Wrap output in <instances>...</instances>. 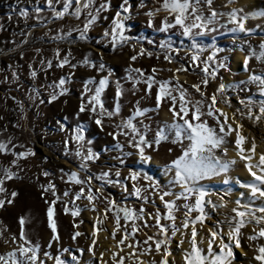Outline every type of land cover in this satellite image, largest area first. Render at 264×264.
Segmentation results:
<instances>
[{"label": "snow or ice", "instance_id": "snow-or-ice-1", "mask_svg": "<svg viewBox=\"0 0 264 264\" xmlns=\"http://www.w3.org/2000/svg\"><path fill=\"white\" fill-rule=\"evenodd\" d=\"M39 3L40 0H37V4L33 8V18L37 23H41L40 14L45 9L51 13L48 17L50 21L64 20L66 17L81 21L83 16L81 23L69 27L67 31L60 29L58 34L50 37L52 41L67 40L75 32V41L87 42L88 33L96 25L100 14L107 12L111 7L110 0H100L99 4L96 3V0H44V8H41ZM234 3L235 0H226L221 7L224 8ZM214 4L215 0H162L157 7L146 12L149 17L147 21L149 27L153 26V18L158 13L164 12L166 15L161 20L157 31L168 32L170 29L177 28L180 34L191 43L184 50L174 48L169 42H161L160 48L164 51V61L168 64H177L178 66L175 69L153 67L147 75L140 68H132L131 65L125 69L128 74L127 78L133 81L134 88L138 83L146 85V95H150L151 90L156 86L154 110L159 111L163 102L168 105L167 111L171 114V120L165 121L162 126H159L152 138H149L150 129L148 125L140 121L139 126H137L133 122L137 117H141L149 111L147 108L136 107L130 116L121 119L119 123L109 125L113 129L108 133L114 141L111 149L118 152V155L113 159L117 160L118 164L124 165L126 158L135 157L134 162L141 166L139 170H129L127 175L121 176V172L117 168L114 176L119 179L112 178L111 168L107 171L102 170L98 174H91L87 162H95L98 156L92 152L91 148H88L86 152L81 151L83 147L81 142L84 141L86 124L83 122L77 123L71 131V140L79 145L75 149V156L80 163L77 170L64 173V175L71 183L80 185L79 190L71 194L73 201L86 198L89 205H92V210L95 211L96 207L93 201L101 198L104 186L115 185L119 186L122 193H124L122 200L126 201L129 196H135L137 200L150 203L156 209L155 212L148 213L142 204L134 212L131 206H124L108 196H103L107 207L102 211L105 213L111 212L114 217L112 238L115 239L117 231L122 232L121 238L115 244L117 251L111 253L112 264H124L126 258L129 261L135 258V264H144V261L140 260V256L152 253L160 255L161 258L158 264H173L169 261V257L172 255L170 246L172 239L177 236H179V242L176 247L181 251L183 264H233L234 249L241 248L242 239L255 242L254 246L250 245L254 253L252 260L256 261L257 264H264V243L260 242L264 239V152L260 153L256 162H253L257 145L253 139L251 147L246 148L244 146L246 137L241 134L243 125L240 123L244 119L254 121L264 119V68L259 71L250 68L251 60L264 65V39H261L258 45L253 46L249 42L253 30L246 27V22L249 20L264 22V11L256 13L245 12L243 8H231L225 13L214 7ZM141 6H143V0H141ZM129 12V0H121L119 10L115 11L111 19L110 27L105 28L102 32V39L106 41L104 47H108L109 44L113 50L125 45L131 47L135 52L129 58L131 61H136L139 56L152 57L154 55L152 51H148L143 46L137 50L130 43L131 37L126 35L127 21L130 19ZM20 15L27 18L28 11L21 8ZM225 16L226 22L221 23V18ZM169 17H171V20H169ZM228 25L232 27L228 28ZM262 26H264V23L257 25V27ZM221 28H226L228 32L233 34L230 48H219L214 36L211 43L207 45L202 44L198 39L211 36ZM239 34H242V36ZM237 40H239V43H237ZM96 43L99 45L101 41L97 40ZM151 43L149 41V44ZM182 50L186 52L185 57H179V52ZM235 50L245 53L242 61V68L246 74L245 79L225 83L223 77H221L220 83L214 90L206 94L209 84L217 79L221 69L230 71L228 57L220 58L218 53ZM206 51L208 55L203 56ZM70 56L71 52L69 51L60 59V49L57 48L54 51V57L57 59L56 67L63 68L66 65L73 69L78 66L87 67L95 69L98 73L107 70L108 74L111 75L110 69L106 68L103 61L102 53L96 62L90 61L89 57L85 56L78 64H71ZM156 58H160L158 53ZM47 66L52 67L51 60L47 61ZM160 71H168L171 75L167 79H157L156 74ZM132 73H136L137 76L133 78ZM178 73L197 75L199 82L185 87L187 80L181 82ZM31 75L35 77L36 72L32 71ZM13 76L15 77V73H13ZM69 79L70 77L62 76L57 83L49 85L51 88L59 89L58 92L54 91L50 95L49 102L57 99L59 95L65 94L66 90L63 85ZM108 82V76H100L98 81L95 77L84 80V92L76 112L77 119H79L81 113L87 112L88 119L101 130L104 127L103 122L105 119L112 120L113 117L120 114L118 100L122 95V91L119 83L116 86L117 103L111 111L105 108L101 100V93ZM89 85H93L94 88H90ZM190 89L193 91H190ZM193 92L199 98H196ZM230 93L236 94L235 108L231 103ZM241 93L245 95L242 97ZM218 104L232 109L231 116ZM209 120L213 122L211 125ZM60 130H64L63 124L60 125ZM233 133L235 135L234 141L229 139ZM121 137L123 140L120 139ZM68 143V139H65L66 154ZM87 143L91 144V141H87ZM162 143H170L178 148V155L163 165V173L168 177V183L164 188H161L160 183L153 179L151 175L143 171V166L150 165L152 162L153 157L150 153L158 152ZM230 144H234L233 151L236 157L244 162L243 167L250 177L247 181L236 179L239 187L246 189L247 192L240 193L239 197L233 201L235 207L230 210L232 215H225L223 220L217 219L211 225H206V220L210 217L205 208L210 206L212 211L215 212L217 209L225 208L227 202L223 196H220L219 203H214L210 198L213 193L202 182L224 175L223 183L225 185L230 183L227 174L237 163L236 159L223 158L227 157L228 145ZM167 151L171 154L173 149L168 148ZM8 152H10V149L3 142H0V154H7ZM11 154L15 157L11 161V165L15 167L17 159L24 158L31 153L13 152ZM61 172H64V170L61 169ZM79 172L85 173L83 178L79 177ZM43 175L48 176L49 173L44 172ZM14 178L18 179L19 177L11 168L4 167L0 169V207H4L5 204H12L14 198L18 195L16 191L8 193L4 187L7 180ZM93 180L102 182L95 190L92 186ZM138 180L145 181V185L137 187L136 182ZM125 181L132 182L130 191L124 183ZM42 187L44 192L51 189L52 196L56 197L55 186L51 181L47 186ZM176 188L179 190L173 191ZM142 192L148 194L142 195ZM227 194L228 190L225 192V195ZM69 195V191L63 193L65 197ZM150 196H156L161 201L164 209H166L163 214H161L155 200H149ZM169 196L173 199L165 200V197ZM177 201H183V203L177 205ZM257 201H259V204ZM45 203L48 205L46 215L48 227L51 229V238L47 245L50 248L52 242L57 244L60 242L57 227L53 221L52 204L56 203V199L51 202L45 201ZM63 210L67 212V206ZM177 212L181 215H175ZM121 213L123 214V225L120 223ZM193 213H195L194 216ZM72 215L75 217L78 215V211L73 210ZM162 219L167 223L161 224ZM137 220L142 222L139 226L136 223ZM129 221H131L130 232L128 231ZM148 221H154V224H149ZM27 222H29L27 218L20 217L18 237L11 235L4 240L5 244L11 242L15 247L0 254V264H47L49 260L53 261V264H80L77 255H74L68 247L58 249L56 255L44 251L43 258H41L40 244L33 242L26 234L25 224ZM197 223L200 225L199 229L196 227ZM250 224L253 225L252 231L250 234L245 235L242 230ZM73 227H76V225H73ZM150 227L157 229L153 235L145 233L146 238L142 241L136 238V234L141 228ZM205 231L207 235L206 248L202 247L205 243V236L202 233ZM81 235L83 233L74 232L71 240L75 242L77 237ZM91 235L93 240L87 251L95 255L93 248L96 245V224H93ZM185 243L188 246L182 248L181 246ZM121 245L131 249V251L125 255H120L121 252H124ZM138 248L139 253L137 252ZM76 251L83 255V249L77 248ZM61 253H67V257L62 258ZM103 255V253L100 254L101 260ZM151 264H157V262L153 259Z\"/></svg>", "mask_w": 264, "mask_h": 264}, {"label": "rangeland", "instance_id": "rangeland-1", "mask_svg": "<svg viewBox=\"0 0 264 264\" xmlns=\"http://www.w3.org/2000/svg\"><path fill=\"white\" fill-rule=\"evenodd\" d=\"M162 0H143V6H141V0H129V15L130 19L127 21L126 35L131 37L130 43L138 50L143 46L148 51H152L154 55L152 57L139 56L136 61H131L130 56L134 55L132 48L125 45L113 50L111 45L104 47L106 43L102 39V32L105 28H109L111 19L115 11L119 10L121 0H110L111 7L107 12H102L96 25L90 29L88 33L87 42L75 41L74 37L76 33L72 34L71 38L61 41H52L50 37L58 34L60 29L67 31L69 27H74L81 21H76L73 18L66 17L64 20L50 21L48 17L51 15L46 9L41 12V23L33 18V8L37 4V0H0V142H3L10 152L7 154H0V169L9 167L13 172H16L18 179L7 180L4 184L7 192L16 191L18 195L14 198L12 204H5L4 207H0V254H3L13 247L14 244L9 242L4 243L5 239H8L11 235L18 237L20 224L19 218L25 217L29 222L25 224V231L29 239L35 243H39L41 246L40 256L43 258V252L49 251L52 255L57 254L58 249L68 247L71 249L74 255L80 260V264H112L111 253L117 251L115 247L116 241L121 238L122 232L117 231L115 239L112 238V229L114 226V217L111 212L105 213L102 210L107 207L106 202L103 200V196H108L114 201L121 203L124 206H131L134 212L140 208L143 204L148 213L155 212V208L150 203H145L143 200H137L135 196H129L126 201L122 200V190L119 186L105 185L103 188V194L100 199L94 200L96 210H92V205H89L87 199H76L73 201L71 194H74L79 190L80 185H76L68 181V178L64 173H70L78 168L80 161L75 156V149L79 147L76 142L71 140V131L77 123L83 122L86 124V130L84 133V141L81 142L83 147L82 152H86L88 148H91L92 152L98 156L95 162H87L89 172L91 174H98L102 170L112 169V178L119 179L114 176L115 170L118 168L121 172V176L127 175L129 170H139L140 165L134 162L135 157L126 158L125 164H118L117 160L113 159L118 155V152L111 149L114 141L111 136L108 135L113 129L109 126L113 123H119L121 119L127 118L135 111L136 107L141 109H149L143 116L137 117L133 122L139 126L140 121L143 124L148 125L150 132L149 138H152L158 127L162 126L165 121L171 120V114L167 111L168 105L166 103L161 104L159 111H155V91L156 86L151 90L150 95L145 94L146 85L144 83H138L133 87V81L128 79V74L125 69L131 65L132 68H140L147 75L153 67L159 69L173 68L178 65L168 64L163 59L164 51L160 48L162 41L169 42L174 48L186 50L191 43L187 38L183 37L177 28L170 29L168 32L157 31L160 26L161 20L166 13L160 12L153 18V26L149 27L147 21L149 17L146 12L157 7ZM226 0H215L214 7L227 13L231 8H243L245 12H261L260 10L247 11L243 5L240 4V0H235L234 4L228 5L222 8ZM259 2L264 3V0ZM99 4L100 0H96ZM39 6L44 8V0H40ZM59 7V6H57ZM24 8L28 11L27 18L20 15V9ZM264 11V10H263ZM171 20V17H169ZM221 23L226 22V16L221 18ZM260 20H249L246 22V27L253 30V35L250 37V43L253 46L259 44L261 39H264V26L257 27L258 24H262ZM232 27L231 25L227 26ZM242 36V34H239ZM215 37L216 44L219 48H230L232 46L233 34L228 32L226 28H221L218 32L198 38L202 44L211 43L212 37ZM97 40L101 43L98 45ZM149 41L152 43L149 44ZM239 43V40H237ZM21 45V46H19ZM60 49V59L63 56L71 52L70 63L78 64L85 56H88L90 61L96 62L99 55L103 54V61L107 69H110L111 75L108 71L97 72L93 68L76 67L75 69L65 66L63 68L56 67L57 59L54 57V51ZM39 49V51H37ZM182 50L179 52V57H185L186 52ZM237 51H224L218 53V57H228V64L230 71L221 69L218 73L217 79L212 81L206 94L211 93L214 88L220 83V78L223 77L225 83L238 82L245 79V76L234 72L232 70V63ZM160 55V58H156V54ZM245 54V53H244ZM208 52H204L203 56H207ZM52 61V67L47 66V61ZM31 65V67H29ZM250 68H254L257 71L264 68V65L257 63L255 60L250 61ZM32 71L36 72V76L31 75ZM197 71H199L197 69ZM15 73V77L13 76ZM133 78L137 76L136 73L131 74ZM171 75L168 71H160L156 74L157 79H167ZM70 77L68 82L63 85L66 90L64 95H59L57 99L50 100V95L59 89L49 87L54 85L60 79V77ZM100 76H108L109 82L101 93V100L107 110L111 111L117 103L116 98V86L119 83L122 91V95L119 97L118 103L120 105L119 116L113 117L112 120L105 119L104 127H97L88 119V113H81L79 119H77L76 112L78 111L79 104L81 103L82 94L84 92L83 81L89 77H95L98 81ZM181 82L187 80L185 87L191 84L198 83L199 77L197 75H185L184 73H178ZM229 78V81H227ZM90 88H94L93 85H89ZM254 90V89H253ZM190 91H193L190 89ZM196 98H199L193 92ZM242 97L244 93L240 94ZM231 103L233 108L236 107V94L230 93ZM86 99V97H85ZM226 112H232V109H228L222 104H218ZM166 112L169 116V120L163 119V113ZM230 116V115H229ZM262 122H264L262 120ZM261 121H254L244 119L240 121L241 124L251 125L253 127V133L245 131V142H252L255 140L256 145L260 146L264 143V132L262 131ZM213 122L209 120L211 125ZM64 125V130H60V125ZM256 128V129H255ZM257 131V132H256ZM249 133V134H248ZM263 135V136H262ZM234 133L229 137L234 141ZM249 136V137H248ZM248 138V139H247ZM68 139L67 154L65 153L64 140ZM123 140V138H120ZM250 140V141H248ZM87 141H91L88 144ZM251 144V143H250ZM15 145V147H13ZM22 146V147H21ZM229 151L234 148V144L228 145ZM251 147V145H250ZM172 148L171 154L167 149ZM130 151V149H128ZM29 152L24 158L17 159L16 166L12 167L11 161L15 157L11 153ZM264 152V150H263ZM163 168L165 163L170 162L176 155H178V148L170 143H162L158 152L150 153ZM219 155V153H218ZM228 155V154H227ZM229 159L227 157H223ZM259 156H257L258 160ZM255 159L253 162L256 161ZM237 163L230 169L227 174L230 178V183L225 185L223 183L224 175L214 177L210 181H204L209 191L213 193L211 200L214 203H219V197L223 196L227 202L225 208L212 211L211 207H206L205 211L209 213L210 219L206 220V225H211L214 220H223L225 215H232L231 208L235 207L233 201L235 200L233 194L235 187L236 177L234 178L232 173H235L239 169V165H243L242 161L237 157ZM61 169L64 172H61ZM162 170V169H161ZM143 171H146L153 179L157 180L161 188L168 183V177L166 181H161L160 178L164 176L163 170L160 174H155L149 165L143 166ZM44 172H48L49 175H43ZM79 177L83 178L85 173L79 172ZM163 175V176H162ZM235 179V180H234ZM220 180V181H219ZM49 181L55 186L56 197L52 196V190L44 192L42 186H47ZM67 181V182H66ZM236 185H235V183ZM102 182L93 180V190L99 186ZM131 190V181L124 182ZM145 181L138 180L136 182L137 187L145 185ZM179 189H173L178 191ZM226 190L228 194L225 195ZM69 191L70 195L65 197L63 193ZM232 191V192H231ZM147 192H142V195H147ZM239 197V196H238ZM58 198V199H57ZM56 199V203L52 204L53 208V221L57 227V234L60 238L59 244L52 242L51 247H47L51 238V229L48 227L47 222V204L45 201L51 202ZM173 197H165V200H171ZM149 200H155L157 206H159L161 214L164 209L163 204L156 196H150ZM191 203V201H189ZM177 205L183 203V201H177ZM259 204V203H258ZM67 206L68 211L63 209ZM77 210L78 215L75 217L72 215V211ZM175 215L180 216L181 213L177 212ZM195 213H193V216ZM107 217V218H105ZM123 214L121 213V225L124 224ZM99 221V223H97ZM139 226L142 222L137 220ZM149 224H154V221H148ZM167 223L163 219L161 224ZM93 224H96L97 235L96 245L93 248L94 254L88 253L87 249L92 244L93 237L91 235L93 230ZM76 225V227H73ZM196 227L199 229L200 225L197 223ZM253 225H248L242 231L245 235L250 234ZM81 232L83 235L78 236L76 241L71 240V236L74 232ZM128 231H131V221H129ZM157 229L155 227L141 228L136 234L138 240L145 239V233L147 235H153ZM104 236V241L99 238V235ZM205 236V243L202 247L207 246L206 231L202 233ZM100 241V244H99ZM179 242V236L172 239L171 252L169 261L173 264H183L181 251L176 247ZM242 242L246 244L248 248L250 245L254 246L255 242H249L246 239H242ZM264 243V239L260 241ZM127 243V242H126ZM106 244L107 248L102 250L100 245ZM184 246H188L187 243ZM124 248V252L120 255H125L131 249ZM77 248L83 249V255L76 251ZM139 253V248L137 249ZM103 253V259L101 260L100 254ZM62 258L67 257V253H61ZM160 255L152 253L150 255L140 256V260L144 261V264H151L154 259L157 264L160 260ZM249 259L241 254L238 249H234V261ZM70 260V258H69ZM47 264H53V261H47ZM124 264H135V258L129 261L127 258Z\"/></svg>", "mask_w": 264, "mask_h": 264}, {"label": "bare ground", "instance_id": "bare-ground-1", "mask_svg": "<svg viewBox=\"0 0 264 264\" xmlns=\"http://www.w3.org/2000/svg\"><path fill=\"white\" fill-rule=\"evenodd\" d=\"M260 0H240V4L244 6V8L249 11L250 10H260V11H263L264 10V3L261 4V2H259ZM21 46V45H19ZM1 55V53H0ZM244 52H241V51H237V54L235 55L234 59H233V63H232V70L234 72H238L239 74H242L243 76H246V74L244 73L243 71V68H242V61H243V57H244ZM227 81H229V78H227ZM229 115L231 116V110L230 112H228ZM163 119L165 120H169V116H167L166 112H164L163 114ZM264 121V119H262ZM262 120H260L262 122ZM243 121V120H242ZM262 125L264 124V122L261 123ZM242 128H241V134L242 135H245V131H247L249 129L250 133L252 132L253 133V127H251V125L247 124L245 125L242 124ZM256 129V128H255ZM262 131L264 132V127H262ZM257 132V131H256ZM249 134V133H248ZM263 136V135H262ZM249 137V136H248ZM234 139H235V136H234ZM248 139V138H247ZM250 141V140H248ZM250 143L252 142H245L244 143V146L247 148V147H250ZM264 150V143H262L260 146L258 145L257 148H256V156L254 157V159L256 160L257 159V156L260 155V153H262ZM227 158L229 159H237L236 155H235V152L233 151V149H231L230 151H228V155H227ZM257 161V160H256ZM255 161V162H256ZM243 164V163H242ZM149 167L153 170V172L155 174H160V172L162 171L161 169V166L160 164L155 160V159H152V162L151 164L149 165ZM239 169H237V171L235 173H232L231 175L234 176V178L236 177V179L238 178L240 181H247L250 179L249 175H248V172L247 170L243 167V165H239ZM163 176V175H162ZM161 181H166L167 179V176H163L162 178H160ZM224 180V179H223ZM235 180V179H234ZM220 181V180H219ZM235 183V182H234ZM236 185V183H235ZM237 188V190H234L233 191V196L235 199L238 198L239 194L240 193H246L247 190L246 189H243V188H240L239 185L237 184L235 186ZM232 192V191H231ZM257 203H259V201H257ZM99 238H101L103 241H104V236L99 235ZM99 244H100V241H99ZM102 247V250L106 249L107 246L106 244L104 245H100ZM182 248H186V246L182 245L181 246ZM104 248V249H103ZM241 254H243L244 256L248 257L249 259H244V260H238V261H234L233 260V264H257L256 261L252 260V256L254 255L253 251H252V248H248L246 246V244L244 242H242L241 244V248L238 249Z\"/></svg>", "mask_w": 264, "mask_h": 264}]
</instances>
